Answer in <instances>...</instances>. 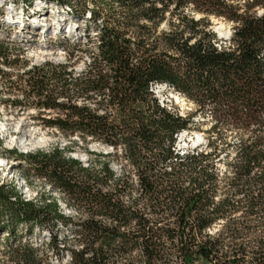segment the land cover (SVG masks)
<instances>
[{"label":"trees","instance_id":"obj_1","mask_svg":"<svg viewBox=\"0 0 264 264\" xmlns=\"http://www.w3.org/2000/svg\"><path fill=\"white\" fill-rule=\"evenodd\" d=\"M51 1L83 37L36 64L0 40V106L71 144L6 150L35 195L0 184V264H264V0ZM160 84L192 109L167 108ZM192 127L205 143L180 152Z\"/></svg>","mask_w":264,"mask_h":264},{"label":"rangeland","instance_id":"obj_2","mask_svg":"<svg viewBox=\"0 0 264 264\" xmlns=\"http://www.w3.org/2000/svg\"><path fill=\"white\" fill-rule=\"evenodd\" d=\"M27 1L0 0V40L10 42L12 51L21 54L24 59L33 64L46 60L63 61L64 52L57 45V39L67 35L69 37H83L85 23L68 15L66 13L68 8L63 9L56 1L32 0L31 7L26 9ZM210 22L212 24L211 29L216 33L220 43L225 44L231 34V24L213 16L210 17ZM82 67L83 61L81 60L77 63L76 70L79 72ZM155 92L167 108L173 111L185 115L192 109L191 102L164 84H160ZM175 93L181 99H178ZM37 115L38 111L34 108L19 111L18 109L3 110L0 106V139L4 142V146L0 148V184L3 182L13 183L26 198H32L35 191L28 189L24 184V179L19 175L17 167L21 161L17 158L10 159L7 157L6 150L30 152L47 149L57 144L60 146L71 144L69 139L55 131L35 124L34 118ZM197 119H201V117L199 116ZM199 128L205 129L206 125ZM201 130L198 127H192L189 131L182 132L179 135L177 149L184 152L187 148L203 145L205 139ZM73 146L75 152L72 155L87 162L89 155L85 149L86 145L79 143V145L74 144ZM88 148L96 152L109 150L96 144H91ZM112 166L116 171L119 170L116 163H113ZM37 186L40 189L41 185L38 184ZM53 195L56 194L53 193ZM62 204L66 213H70L65 204ZM191 264L212 263L197 260Z\"/></svg>","mask_w":264,"mask_h":264},{"label":"bare ground","instance_id":"obj_3","mask_svg":"<svg viewBox=\"0 0 264 264\" xmlns=\"http://www.w3.org/2000/svg\"><path fill=\"white\" fill-rule=\"evenodd\" d=\"M220 28H221V26L219 27V29H220ZM164 85H165V84H164ZM159 86H160V85H156V86H155V89H157ZM175 94H176V93H175ZM176 97H177L178 99H181V97H179V95H177V94H176Z\"/></svg>","mask_w":264,"mask_h":264}]
</instances>
